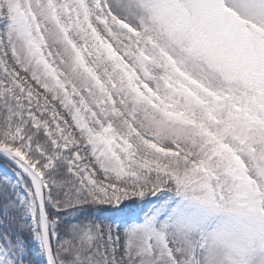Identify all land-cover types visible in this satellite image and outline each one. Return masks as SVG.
<instances>
[{"label":"snow or ice","instance_id":"snow-or-ice-1","mask_svg":"<svg viewBox=\"0 0 264 264\" xmlns=\"http://www.w3.org/2000/svg\"><path fill=\"white\" fill-rule=\"evenodd\" d=\"M0 168V264H264V0H0Z\"/></svg>","mask_w":264,"mask_h":264},{"label":"trees","instance_id":"trees-1","mask_svg":"<svg viewBox=\"0 0 264 264\" xmlns=\"http://www.w3.org/2000/svg\"><path fill=\"white\" fill-rule=\"evenodd\" d=\"M105 208H106V214L107 215H112L113 212H114L115 206H105Z\"/></svg>","mask_w":264,"mask_h":264},{"label":"rangeland","instance_id":"rangeland-1","mask_svg":"<svg viewBox=\"0 0 264 264\" xmlns=\"http://www.w3.org/2000/svg\"><path fill=\"white\" fill-rule=\"evenodd\" d=\"M2 171H6V169L0 168V172H2Z\"/></svg>","mask_w":264,"mask_h":264}]
</instances>
